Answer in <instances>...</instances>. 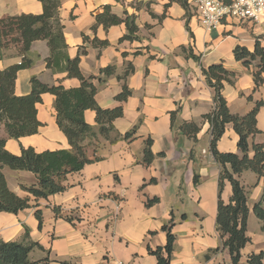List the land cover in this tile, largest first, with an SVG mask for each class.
Listing matches in <instances>:
<instances>
[{
    "label": "crops",
    "instance_id": "obj_1",
    "mask_svg": "<svg viewBox=\"0 0 264 264\" xmlns=\"http://www.w3.org/2000/svg\"><path fill=\"white\" fill-rule=\"evenodd\" d=\"M60 4L65 56L74 58L80 48L85 50L80 55L79 70L85 78L95 77L91 82L97 88L96 103L104 109L121 107L122 116L112 123L117 132L135 130L130 140L110 143L99 137L94 152L98 160L68 174L64 191L46 199L31 197L32 206L17 214L0 212V239L20 241L27 229L26 242L36 244L30 255L33 259L47 258L44 264H156L157 258L150 251L165 246L162 227L172 221L174 242L169 264H231L228 252L218 249L220 169L210 152L209 123L203 118L212 110L213 90L201 69L222 63L236 74L234 83L224 84L221 90L232 113L244 115L256 101L262 102L256 113L259 133L248 141L250 145L264 143V73L261 85L255 88L252 67L246 68L233 56L237 45L252 51L256 38L264 47V17L259 22L229 18L206 30L197 15L177 1L60 0ZM105 6L120 17L124 11L135 16L137 40H120L126 34L124 24L107 30L101 24L95 25L96 14ZM41 12L38 0H0V18ZM95 38L108 45L95 46ZM19 47L14 44L0 49V71L20 63ZM49 55L46 40L31 44L26 55L31 65L17 72L15 95L30 92L33 76L66 89L80 85L78 79L66 77L61 70L63 64L48 67ZM129 64L133 72L123 79ZM108 66L113 67L111 74L104 76L101 70ZM124 83L131 94L119 101L116 96ZM41 100L36 106L40 122L36 134L9 139L0 126V137L6 138L5 148L12 154H19L20 146H31L37 152L69 147L56 125L53 95L42 94ZM176 109L179 111L172 125L170 112ZM84 118L95 125L94 111L86 110ZM183 121L200 124L195 138L178 132V124ZM148 138L154 158L144 163ZM237 140L232 125L226 124L217 149L240 154ZM248 155L253 152L250 150ZM2 172L11 191L28 196L20 185L34 181L31 172L6 166ZM238 179L247 191L250 208L246 227L249 242L241 250L244 263L250 252L264 250V221L251 210L261 198L264 178L245 170ZM231 194V185L226 181L222 200L228 202ZM152 198H158V202L146 205V200ZM36 210L42 213L41 227L34 215Z\"/></svg>",
    "mask_w": 264,
    "mask_h": 264
},
{
    "label": "trees",
    "instance_id": "obj_2",
    "mask_svg": "<svg viewBox=\"0 0 264 264\" xmlns=\"http://www.w3.org/2000/svg\"><path fill=\"white\" fill-rule=\"evenodd\" d=\"M42 5L40 14H20L0 18V49L9 45L18 44L22 55L20 63L6 67L0 71V126L7 138L18 140L21 137L34 135L38 132L40 122L37 119V104L41 103V95L49 93L53 95V108L58 129L64 134L69 147L59 150H45L37 152L33 147L20 146L19 154H12L5 148L6 138L0 137V212L17 214L30 208L31 197L46 199L48 196L62 192L66 189V176L80 171L84 165L98 160L94 155L99 137L110 143L117 140H130L135 128L121 134L113 126V121L122 116L121 107L104 109L98 106L94 96L97 88L91 80L95 77L85 78L79 70L80 55L85 53L79 49L74 58L65 56L67 45L64 40L63 24L59 16L60 0H38ZM187 7L183 0H171ZM95 25H102L105 30L110 26L124 24L126 34L120 40H137L138 26L135 16L127 11L123 16L111 12L109 6H105L101 13L95 16ZM36 40H46L50 55L47 58V66L51 67L59 63L63 64L62 71L68 78H76L80 85L66 89L61 84H46L36 77H31V90L27 95L14 94V82L19 70L31 65V60L26 56L31 44ZM84 40L86 38L84 37ZM95 46L104 47L107 41L93 39ZM192 55V54H191ZM193 56V55H192ZM233 56L246 68L252 67L250 73L253 77L255 88L263 81L264 73V47L256 38L252 51L243 46H235ZM195 59L198 57L193 56ZM112 66L101 70L104 76L111 74ZM202 75L208 87L213 90L212 110L204 115V120L209 123L210 152L219 166L218 200L216 215V230L220 239V247L228 252L231 264H264V250L250 252L242 263L241 250L249 242L246 234L247 219L250 213L248 197L245 187L238 179V175L245 170L254 172L264 178V143L249 144V137L259 133L256 128V113L262 105L256 101L254 107L244 115L232 113L224 99L221 90L224 84H233L236 74L227 70L222 63H214L202 68ZM133 67L129 64L123 73L126 78ZM131 91L125 83L122 91L116 96L119 101H124L130 96ZM250 98V97H249ZM95 112V125L86 122L84 112ZM178 109L170 112L173 125ZM226 124H231L238 136L237 148L240 154L233 152H220L217 142L225 131ZM200 129V124L195 122H180L178 132L184 136L195 138ZM111 134H114L111 136ZM151 139L148 138L144 148V163H149L154 155L150 151ZM253 152L249 156V151ZM163 156V153L158 154ZM6 166L15 171H28L34 176V181L29 185L21 184L22 190L28 193L26 197H20L11 191L7 185L2 168ZM153 181V180H152ZM229 182L232 194L228 202H224L221 193L225 182ZM194 183L197 179L194 178ZM158 202V198L146 200V205ZM254 216L264 221V186L259 202L251 208ZM54 211L58 214L57 208ZM34 215L38 221V227L42 225V213L36 210ZM71 221V218L64 217ZM172 221L164 225L162 229L166 233V244L150 251L157 258L156 264H169L173 250L174 235L171 232ZM29 234L27 229L20 241H4L0 239V264H44L47 258L33 259L30 255L36 246L33 242H26ZM61 264H70L62 261Z\"/></svg>",
    "mask_w": 264,
    "mask_h": 264
},
{
    "label": "built area",
    "instance_id": "obj_3",
    "mask_svg": "<svg viewBox=\"0 0 264 264\" xmlns=\"http://www.w3.org/2000/svg\"><path fill=\"white\" fill-rule=\"evenodd\" d=\"M206 30L218 27L223 20L259 22L264 17V0H183ZM117 264H126L118 262Z\"/></svg>",
    "mask_w": 264,
    "mask_h": 264
}]
</instances>
